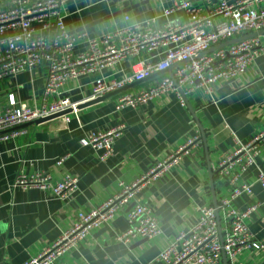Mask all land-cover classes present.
I'll list each match as a JSON object with an SVG mask.
<instances>
[{
  "label": "crops",
  "instance_id": "0c3cea01",
  "mask_svg": "<svg viewBox=\"0 0 264 264\" xmlns=\"http://www.w3.org/2000/svg\"><path fill=\"white\" fill-rule=\"evenodd\" d=\"M181 0H69L62 7L65 23L71 32L86 29L98 36L129 14L135 21L157 19L181 25L187 21L183 11L167 16L163 11ZM203 7V0H188ZM234 1V0H230ZM217 0H210V8ZM0 0V8L9 6ZM12 31L7 32L11 34ZM2 35H0V38ZM86 49L80 45L76 52ZM157 53H143L141 59L157 61ZM128 62L106 75L120 78L130 73ZM47 69L39 67L15 77L0 80V100L6 104L11 95L17 102L40 106L54 96L45 95ZM169 74L160 72L128 86L125 91L103 101L78 108L67 126L51 128L46 123L26 126V133L0 140V264H25L41 250L55 243L77 219L121 189L120 182L132 183L148 173L157 163L173 154L189 138L200 134L195 149L184 155L163 177L138 191L139 199L152 207L163 234L128 245L115 239L129 227L126 210L112 222L91 232L76 248L54 264H166L157 259L170 238L189 229L196 220L197 206H214L231 193V185L215 172L223 157L239 143L249 141L264 130V57L234 79L222 80L213 93L203 88L188 96L182 105L174 93L139 107L116 111L123 93H136ZM96 75L69 81L62 96L83 100L93 93ZM120 124L126 128L114 142V154L102 161L100 151L82 140L89 134L109 130ZM66 157L59 165L57 161ZM264 170V145L254 165L242 175L241 182L253 184L252 194L233 201L239 210L259 204L249 219L251 231L264 239V188L256 181ZM52 173L60 179L64 173L78 176L79 190L70 200H62L39 188L15 185L19 172ZM223 227L226 223L222 222ZM222 264H264V255L244 251L237 261L222 257Z\"/></svg>",
  "mask_w": 264,
  "mask_h": 264
},
{
  "label": "built area",
  "instance_id": "2783aa9c",
  "mask_svg": "<svg viewBox=\"0 0 264 264\" xmlns=\"http://www.w3.org/2000/svg\"><path fill=\"white\" fill-rule=\"evenodd\" d=\"M8 1V7L0 8V80L45 67V95L55 99L45 100L40 106L19 103L13 95L6 104L0 100V140L26 133L23 125L29 122L61 113L65 114L43 123L51 128L66 127L70 115H77L82 103L160 72L168 71L169 74L147 89L121 94L115 105L116 111L139 107L171 93L186 105L188 96L197 89L213 93L220 81L238 77L256 59L264 57V0H217L212 8L210 0H203L207 11L188 0L176 1L163 11V15L183 11L187 21L181 25L168 22L158 26L155 18L135 21L126 13L122 21L98 36H91L86 29L71 32L67 28L62 7L69 0ZM9 31L12 33L7 35ZM84 44L86 49L76 52ZM143 53H157L155 56L160 59L155 62L141 59ZM124 62L130 65L129 74H122L120 78L105 74L106 70L118 69ZM85 75L97 76L91 96L80 101L62 96L69 81ZM125 128V124H120L104 132L89 134L82 143L100 151V159L107 161L114 154L115 140ZM200 141V134L189 138L141 178L132 183L120 182L119 192L90 211L80 213L77 221L55 243L25 264H54L88 238L93 230L112 222L122 209H127L129 227L116 233L117 241L130 245L161 236L163 229L155 210L139 199L138 191L163 177ZM263 145L264 130L249 141L239 143L231 154L223 157L215 172L228 181L231 193L214 206H197L193 225L170 238L157 257L159 261L166 264H222L224 254L234 262L248 250L264 255V239L257 238L249 227V219L259 204H251L244 210L232 204L244 193H253V184L242 183L241 177L255 164ZM65 158L57 163L61 165ZM255 182L264 188V170L259 171ZM15 185L39 188L62 200H70L79 190V178L68 172L55 179L52 173L44 171L30 175L21 171Z\"/></svg>",
  "mask_w": 264,
  "mask_h": 264
},
{
  "label": "water",
  "instance_id": "95a60500",
  "mask_svg": "<svg viewBox=\"0 0 264 264\" xmlns=\"http://www.w3.org/2000/svg\"><path fill=\"white\" fill-rule=\"evenodd\" d=\"M249 36H251V35H249ZM239 39H240V38H238V39H236V40H239ZM232 42H235V40H234V41H231V42H227V43L221 44V45H218L217 47L212 48V49L209 50L208 52L214 50L215 48L222 47V46H226V45H228V44H230V43H232ZM129 86H130V85H129ZM127 87H128V86H127ZM127 87H125V88H123V89H121V90H118V91H115V92L109 93V94H107V95H105V96H101V97H99V98H96V99L90 100V101H88V102L82 103L79 107L88 106V105H91V104H94V103H97V102L103 101V100H105L106 98L110 97L111 95H114V94L121 93V92L125 91V89H126ZM63 114H65V113H61V114H57V115H53V116L48 117V118L38 119V120H35V121H33V122H29V123H27V124H25V125H23V126L26 127V126H29V125H32V124H40V123H43V122H45V121H47V120H50V119H52V118H56V117H58V116H61V115H63ZM216 204H217V202H216ZM217 213H218V212H217ZM223 256L226 257L225 254H224Z\"/></svg>",
  "mask_w": 264,
  "mask_h": 264
}]
</instances>
